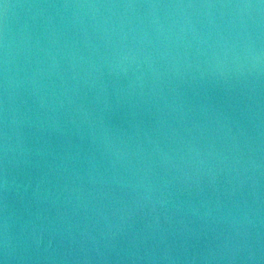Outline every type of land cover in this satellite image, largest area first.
I'll use <instances>...</instances> for the list:
<instances>
[{
	"label": "water",
	"instance_id": "obj_1",
	"mask_svg": "<svg viewBox=\"0 0 264 264\" xmlns=\"http://www.w3.org/2000/svg\"><path fill=\"white\" fill-rule=\"evenodd\" d=\"M5 222L6 264H264L260 0H0Z\"/></svg>",
	"mask_w": 264,
	"mask_h": 264
},
{
	"label": "clouds",
	"instance_id": "obj_2",
	"mask_svg": "<svg viewBox=\"0 0 264 264\" xmlns=\"http://www.w3.org/2000/svg\"><path fill=\"white\" fill-rule=\"evenodd\" d=\"M243 7H252V5H243ZM37 243H39L38 240H37ZM4 249H5V256L4 258L0 259V264H6L7 259H8L9 240L7 237V222H5Z\"/></svg>",
	"mask_w": 264,
	"mask_h": 264
},
{
	"label": "snow or ice",
	"instance_id": "obj_3",
	"mask_svg": "<svg viewBox=\"0 0 264 264\" xmlns=\"http://www.w3.org/2000/svg\"><path fill=\"white\" fill-rule=\"evenodd\" d=\"M262 6H264V0H260Z\"/></svg>",
	"mask_w": 264,
	"mask_h": 264
}]
</instances>
